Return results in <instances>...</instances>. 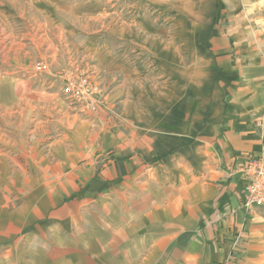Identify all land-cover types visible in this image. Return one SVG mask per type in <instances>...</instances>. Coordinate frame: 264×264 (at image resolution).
<instances>
[{"label":"crops","instance_id":"1","mask_svg":"<svg viewBox=\"0 0 264 264\" xmlns=\"http://www.w3.org/2000/svg\"><path fill=\"white\" fill-rule=\"evenodd\" d=\"M36 1L109 107L60 101L49 143L3 164L18 202L0 197V264H264L236 170L264 155V28L245 1Z\"/></svg>","mask_w":264,"mask_h":264},{"label":"rangeland","instance_id":"2","mask_svg":"<svg viewBox=\"0 0 264 264\" xmlns=\"http://www.w3.org/2000/svg\"><path fill=\"white\" fill-rule=\"evenodd\" d=\"M100 1L104 11H119L120 0ZM244 1L264 28V0ZM41 6L36 0H0V197L13 204L18 199L4 188L2 166L24 161L54 135L59 102L70 105L61 94L57 73L78 66L94 74L93 62L76 50L72 32L46 22Z\"/></svg>","mask_w":264,"mask_h":264},{"label":"built area","instance_id":"3","mask_svg":"<svg viewBox=\"0 0 264 264\" xmlns=\"http://www.w3.org/2000/svg\"><path fill=\"white\" fill-rule=\"evenodd\" d=\"M92 74L91 69L83 71L78 66H71L57 73L61 94L81 113L109 107L102 88ZM236 170L243 182L240 207L249 213L259 209L264 218V155L248 156Z\"/></svg>","mask_w":264,"mask_h":264}]
</instances>
